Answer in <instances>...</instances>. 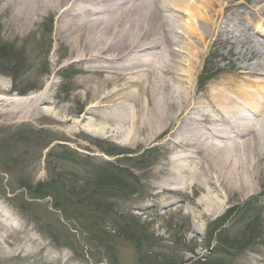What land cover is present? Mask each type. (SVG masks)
Returning a JSON list of instances; mask_svg holds the SVG:
<instances>
[{
    "label": "rangeland",
    "instance_id": "rangeland-1",
    "mask_svg": "<svg viewBox=\"0 0 264 264\" xmlns=\"http://www.w3.org/2000/svg\"><path fill=\"white\" fill-rule=\"evenodd\" d=\"M10 1L0 0V51L7 52L0 93L36 95L53 84L54 100L78 118L96 99L77 86L83 74L71 65V38L58 30L55 12L18 21ZM229 1L217 5L216 29L202 49L198 93L220 78L240 79L243 67L261 69L255 77L264 80V11L233 6L259 10L264 0ZM236 10L251 11L253 26ZM11 109L0 118V264H264V181L247 195L223 193V207L207 214L195 207L201 190H160L174 153L166 134L138 143L122 142L123 134L62 133L47 118L18 119Z\"/></svg>",
    "mask_w": 264,
    "mask_h": 264
},
{
    "label": "bare ground",
    "instance_id": "bare-ground-1",
    "mask_svg": "<svg viewBox=\"0 0 264 264\" xmlns=\"http://www.w3.org/2000/svg\"><path fill=\"white\" fill-rule=\"evenodd\" d=\"M224 1H10L16 20L30 22L41 10L57 14L58 30L71 38V65L83 74L77 86L96 100L77 118L54 100L53 84L36 95L0 93V118L9 116L4 109L12 105L13 117H44L62 133L123 134L122 142L134 138L138 143L166 134L165 144L174 153L160 190H201L195 207L216 213L224 205L223 193L247 195L264 181V80L255 77L262 70L236 69L240 79L220 78L202 93L194 87L202 49L221 14L217 5ZM238 4L256 16L264 11V6H233ZM236 12L253 26L251 11ZM250 114L259 121L251 122ZM173 206L184 208L183 203L168 208Z\"/></svg>",
    "mask_w": 264,
    "mask_h": 264
},
{
    "label": "trees",
    "instance_id": "trees-1",
    "mask_svg": "<svg viewBox=\"0 0 264 264\" xmlns=\"http://www.w3.org/2000/svg\"><path fill=\"white\" fill-rule=\"evenodd\" d=\"M2 53H3V54H6V53H7L6 51H4V48H2V50L0 51V55H1ZM221 234L223 235L224 233H221ZM236 247H238L237 244H233V248H236Z\"/></svg>",
    "mask_w": 264,
    "mask_h": 264
}]
</instances>
